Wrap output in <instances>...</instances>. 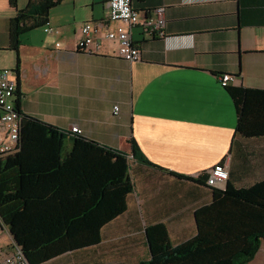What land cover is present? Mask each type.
<instances>
[{"label": "crops", "instance_id": "crops-1", "mask_svg": "<svg viewBox=\"0 0 264 264\" xmlns=\"http://www.w3.org/2000/svg\"><path fill=\"white\" fill-rule=\"evenodd\" d=\"M42 2L0 0V69L19 59L23 113L19 148L0 170L20 167L7 195L25 202L11 225L0 221V249L44 245L41 264H137L198 233L197 209L214 202L202 176L223 159L235 188L264 179V136L236 131L220 79L264 90V0H132L166 19L165 37L131 29L134 61L103 37L98 51L78 49L79 27L104 20L108 0H59L16 25ZM249 264H264V239Z\"/></svg>", "mask_w": 264, "mask_h": 264}, {"label": "trees", "instance_id": "trees-1", "mask_svg": "<svg viewBox=\"0 0 264 264\" xmlns=\"http://www.w3.org/2000/svg\"><path fill=\"white\" fill-rule=\"evenodd\" d=\"M58 1L43 0L41 5L31 6L26 13L21 12L14 22L18 25L20 19L26 15H47ZM20 32V29H17V35ZM19 71L20 62L17 58V66L13 71L18 77L15 104L16 108L21 110ZM226 87L236 107V131L245 138L263 137L264 90L244 86ZM29 119L41 123L38 119ZM42 125L52 127L49 124ZM133 150L135 159L147 162L135 142ZM224 161L225 159L222 162ZM202 177L208 178V173ZM21 181L22 172L19 166L0 170V221L7 226L11 225L17 214L25 208L23 199L8 196L20 189ZM225 185L223 189L209 185L214 191V202L197 209L196 235L181 243H172L165 248L153 250L149 260L145 259L137 264H249L260 250L264 239V179L246 188H235L228 178ZM23 252L30 264H41L45 260L44 245Z\"/></svg>", "mask_w": 264, "mask_h": 264}, {"label": "built area", "instance_id": "built-area-1", "mask_svg": "<svg viewBox=\"0 0 264 264\" xmlns=\"http://www.w3.org/2000/svg\"><path fill=\"white\" fill-rule=\"evenodd\" d=\"M106 18L98 21H86L81 24L79 31L82 35L78 42L79 50L92 53L100 48V38L117 41L118 56L123 60L134 61L141 59V50L135 44L131 29L142 26L143 31L149 36L165 37L166 19L165 9L152 10L142 14L133 6L132 0H108L106 3ZM122 22L127 26L118 25L111 28V22ZM46 32L54 29L48 25L44 27ZM57 45H59L57 43ZM16 73L10 69H0V156L10 154L20 145L22 130L21 120L23 113L16 108L17 87ZM221 85L226 87L234 81L230 73L222 75ZM114 113L119 112L118 105L113 106ZM73 132L81 134L82 131L75 127ZM229 177V167L226 161L218 163L208 170L207 183L212 187H220ZM22 248L15 245L11 251L0 249V264H30Z\"/></svg>", "mask_w": 264, "mask_h": 264}, {"label": "rangeland", "instance_id": "rangeland-1", "mask_svg": "<svg viewBox=\"0 0 264 264\" xmlns=\"http://www.w3.org/2000/svg\"><path fill=\"white\" fill-rule=\"evenodd\" d=\"M21 248V247H20Z\"/></svg>", "mask_w": 264, "mask_h": 264}]
</instances>
